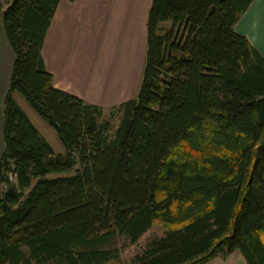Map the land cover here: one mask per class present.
<instances>
[{"label":"trees","instance_id":"trees-1","mask_svg":"<svg viewBox=\"0 0 264 264\" xmlns=\"http://www.w3.org/2000/svg\"><path fill=\"white\" fill-rule=\"evenodd\" d=\"M58 2L0 5L14 54L2 102L0 264L118 262L126 241L154 225L165 232L130 264H206L235 251L264 264V56L234 31L252 0H152L139 91L117 107L114 129L45 69Z\"/></svg>","mask_w":264,"mask_h":264},{"label":"crops","instance_id":"crops-1","mask_svg":"<svg viewBox=\"0 0 264 264\" xmlns=\"http://www.w3.org/2000/svg\"><path fill=\"white\" fill-rule=\"evenodd\" d=\"M6 1L0 0V5L5 6ZM151 2L59 0L42 46L44 66L53 77V86L102 108L129 99L142 78ZM234 31L264 56V0H252ZM13 61L0 20V154L2 102ZM229 257L232 262L246 264L238 251Z\"/></svg>","mask_w":264,"mask_h":264},{"label":"rangeland","instance_id":"rangeland-1","mask_svg":"<svg viewBox=\"0 0 264 264\" xmlns=\"http://www.w3.org/2000/svg\"><path fill=\"white\" fill-rule=\"evenodd\" d=\"M166 25H168V24H166ZM82 51H84V49H82ZM56 72L58 74H61L58 67H56ZM140 83H141V81L139 82V86L137 87L136 92L134 93V91H133L131 93V96L129 99L124 100L123 102L118 103L117 105L112 106L110 108H103L102 120H108L113 129L118 126V124L120 122V118H121V112L117 110L118 109L117 107L120 106L121 104L129 101V100L136 99L137 93L139 91ZM128 92H130V89L128 90ZM14 100H15L16 104L18 105V107L26 114V116L28 117L30 122L38 130V132L40 133L42 138H44V140L50 145V147L53 149V151L56 154H62L64 152V149H63L62 145L60 144V142H59L56 134L54 133V131L43 120H41L36 115L35 112L32 111V109L28 106V104L25 102V100L19 94H14ZM204 146H208V144L206 143V144H204ZM190 154H192V155H190ZM183 155H185V158L188 157V158L194 160L195 159L194 155H196V154L191 152V151H188V152H185ZM164 232H165L164 228H162L158 225H154L147 233H145L137 241L136 244L129 245V244H127V241H126V246L123 248V251L121 253L119 261L118 262L114 261V262H111L110 264H130L133 257L142 251L143 247L145 246V244L148 240H150L154 237H159ZM124 243H125V240L120 239L117 242L116 246L120 247L121 245H125ZM228 257H229V255L226 257H216L206 264H241L238 260L232 262L230 257L229 258ZM243 264H245V263H243Z\"/></svg>","mask_w":264,"mask_h":264}]
</instances>
